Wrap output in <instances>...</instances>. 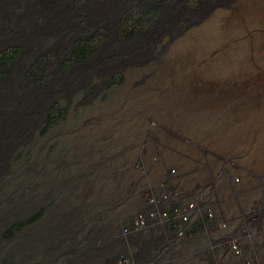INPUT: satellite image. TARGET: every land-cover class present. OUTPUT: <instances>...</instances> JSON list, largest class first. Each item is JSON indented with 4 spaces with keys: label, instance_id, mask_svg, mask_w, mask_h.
Segmentation results:
<instances>
[{
    "label": "rangeland",
    "instance_id": "1",
    "mask_svg": "<svg viewBox=\"0 0 264 264\" xmlns=\"http://www.w3.org/2000/svg\"><path fill=\"white\" fill-rule=\"evenodd\" d=\"M34 1L0 0V264H112L121 228L168 191L174 205L211 200L213 218L205 207L181 236L162 225L120 236V252L131 264H205L221 219L264 206L242 87L211 76L239 15L264 47V0H66L51 33ZM78 41L94 49L83 61Z\"/></svg>",
    "mask_w": 264,
    "mask_h": 264
},
{
    "label": "bare ground",
    "instance_id": "2",
    "mask_svg": "<svg viewBox=\"0 0 264 264\" xmlns=\"http://www.w3.org/2000/svg\"><path fill=\"white\" fill-rule=\"evenodd\" d=\"M253 1H255V0H253ZM256 1L258 3V2H262L263 0H256ZM214 2H216V1H214ZM246 2H245V4L242 3L241 5L238 6L237 12L239 14H240V12L242 13L246 9V7H244L247 4ZM236 21L237 22L234 21L233 27H235L236 24L239 23L238 27L241 29V32L240 31L237 32L238 30L236 32L233 31V34H232L233 35L232 36L233 39H231V42L229 43L230 47L228 48V52L230 54V58L228 59L226 57L228 59L227 62H224V64L219 66L218 68L213 66L211 76L214 78L217 74H219V77L218 78H214V79H218L220 81H222L223 79H224L223 81L229 80L230 83H232L234 81H237V82H239L240 86L242 87L241 94H244V96H245V100L243 101V104L245 102V104H244L245 108L244 109H246L248 113L247 114L245 113V115H244L245 117L241 118V120L239 122H241L240 126L242 128L243 127L246 128V127L252 125V128L249 131H250L251 134H254L253 137H256V139L254 138L255 145L253 146L254 147L253 149L258 150L257 151L258 153L256 152L257 155L254 154V156H255V160L259 161L257 163V165L259 166V165H262L264 163V86L261 87L260 90H255L253 87H251V84L252 83L258 84L259 83L258 82L259 81L258 78L262 76L261 72H262V70H264V47L263 48L259 47L258 46L259 42L257 43L258 40L255 39V37H256L255 35L257 33H260L259 29H257L259 31L258 32L257 30L256 31L254 30L253 26L249 25L250 27H247L246 23L241 20L240 15L237 17ZM225 30H227V29H225ZM248 30H251V32L250 31L248 32ZM260 30H262V29H260ZM263 33H262V35H263ZM227 34H229V33L227 32ZM253 36H255L254 37V41L252 39ZM258 38H260V37H258ZM198 52H199V50H198ZM198 57H199V55H198ZM219 58H220V56H219ZM201 64H202V62H201ZM205 70H206V68H205ZM206 72H207V70H206ZM258 73H260V75L256 79H251L250 78L248 80L247 79L245 80V77H247V76L249 77L252 74H258ZM234 95H236V94L233 93V92L232 93H230V92H226L225 93L226 98L227 97L231 98ZM219 98H221V97H219ZM246 101H250V102L247 103ZM239 131L240 130H237V129L229 130V132L232 133V135L234 137H237L236 134L238 135ZM240 132H242V134H243L242 137L244 135H246L245 133L248 134V130H241ZM247 137H251L252 138V135L251 136H247ZM262 260H264L263 256H262Z\"/></svg>",
    "mask_w": 264,
    "mask_h": 264
},
{
    "label": "built area",
    "instance_id": "3",
    "mask_svg": "<svg viewBox=\"0 0 264 264\" xmlns=\"http://www.w3.org/2000/svg\"><path fill=\"white\" fill-rule=\"evenodd\" d=\"M262 193L264 197V185ZM163 200H168L166 195ZM150 202L152 203L151 208L145 213H140L136 218L133 226L134 230L146 226L148 221H153L155 223L156 219L160 217L165 218L166 221L170 223H174V225H178V234L181 235L183 233L182 225L187 223L198 211L203 208L205 209V207L209 208L210 205V202L204 201V199H202V202L191 201L183 206L174 207L171 213L168 209L162 210L159 208L155 199L151 198ZM261 205L262 201H259L258 206L261 207ZM209 214L211 215V211ZM241 222H244L243 225ZM257 224L260 225V229H256V226H254V229L251 228L253 225ZM240 226L242 227L240 228ZM219 227L222 230V235L213 239V244L211 245L212 258L206 261L205 264H220L227 256L237 259L244 254L246 249L256 257L261 248L260 240L255 243L257 232L261 233L260 230H264V206H262L261 209H249L248 213L246 215L243 214L241 217L235 216L231 219L223 220L219 223ZM224 246L228 255H216L219 253L217 251H220Z\"/></svg>",
    "mask_w": 264,
    "mask_h": 264
},
{
    "label": "clouds",
    "instance_id": "4",
    "mask_svg": "<svg viewBox=\"0 0 264 264\" xmlns=\"http://www.w3.org/2000/svg\"><path fill=\"white\" fill-rule=\"evenodd\" d=\"M34 1V0H33ZM62 1H64V4H65V1L66 0H47V2H44L43 3V0H40V6H42V8H43V10H40V12L43 14V16H42V21L41 22H39L38 24L39 25H41L42 27H43V25H46V28H47V32L49 31L50 33H51V31L55 28V27H59V26H61V22H62V20H63V13H64V5H62L61 3H62ZM37 2V1H36ZM39 2V1H38ZM34 3H35V1H34ZM65 8H66V6H65ZM38 13H39V9H38ZM23 17H27V14H23L22 16H21V13L19 14V19H22ZM6 18H7V15H6ZM1 21H3V20H1L0 19V22ZM37 27H39V26H34L32 29H30L28 32H29V37L32 39L34 36L32 35L33 34V32H34V30H36L37 29ZM3 28V33H5L6 32V30H7V28L6 27H4V26H2L1 28H0V30ZM45 31V32H46ZM65 31H66V29H65ZM44 32V33H45ZM40 33H42L43 34V28L41 29V31H40ZM65 33V32H64ZM16 35V34H15ZM14 35V33L12 34V36H15ZM41 35V34H40ZM15 37H17V36H15ZM70 38H72V37H70ZM85 43V42H84ZM82 41H78V42H76L75 43V45H74V47L73 48H75V46L77 45V44H83V45H86V44H84ZM68 44H70V41H69V43ZM59 45L61 46V44L59 43ZM87 46V45H86ZM88 47V49H90V51H89V53H87L85 56H84V58H82V59H80V61L82 60H84L86 57H88V54H91V52L93 53L94 51H92V50H94L93 49V47L91 46V47H89V46H87ZM58 48V50L60 51V47H57ZM16 49V48H15ZM72 52H73V54H74V49L72 50ZM79 61V60H78ZM41 67V65L40 66H37V69L36 70H38L39 68ZM43 68V66L41 67V69ZM43 71H45V73H46V69H44ZM32 72H34V71H32ZM31 72V73H32ZM50 72H47V74L50 76V74H49ZM31 74H29V76H30ZM27 80H29V79H27ZM44 80V79H43ZM43 82V81H42ZM41 82V83H42ZM45 83L43 82L41 85H44ZM40 85V86H41ZM45 93V92H44ZM46 93H47V91H46ZM48 94V93H47ZM167 196V198H168V200L167 201H164L163 200V198H164V196ZM179 195V193H176V192H174V191H171V192H167V193H163L162 195H159L158 197H155L154 195H150V196H148V198H147V207H146V209L145 210H143V211H140L136 216H135V218L133 219V221L128 225V224H126V225H124L122 228H121V233H120V235L122 236V237H127V236H131V235H136L137 233H139L141 230H143V229H146V228H151V227H153V226H158V225H162V226H165V227H167V229L170 227V226H173V230H171L170 232L172 233V235L173 236H181V235H183V233L181 234V235H179L178 234V225H174V223H170V222H168V221H166V219L165 218H160V217H158L157 219H156V222L154 223L153 221H148V224L146 225V226H144V227H142V228H140V229H137V230H134L133 229V226H134V223H135V220H136V218L138 217V215L140 214V213H145V212H147L150 208H151V206H152V203L150 202V199L151 198H153V199H155L156 201H157V205H159V208H161L162 210L163 209H168V211H170L171 213H172V211H173V209H174V207H176V206H179V205H174V204H171V202H172V199L173 200H175L176 198H177V196ZM206 201H209V200H206ZM210 202V205H209V208H208V213L207 214H205V218L206 219H211L210 217H212L213 218V215H212V209H213V202L210 200L209 201ZM189 203V202H188ZM185 204H187V203H185ZM211 211V215L209 214V212ZM242 216V215H241ZM240 216V217H241ZM229 219V218H228ZM228 219H221V221H223V220H228ZM231 219V218H230ZM220 221V222H221ZM243 223L244 222H241V224L243 225ZM187 223H185V224H183L182 225V228H183V230H184V228H185V225H186ZM240 224V225H241ZM254 226H256V229H260V225L259 224H257V225H253L252 227H253V229H254ZM185 231V230H184ZM260 232L261 233H257L258 235H262V237H263V239H259L260 241H261V245L263 246V248H262V246H261V248H260V252L258 253V255L255 257V255L253 254V253H251L250 251H248L247 249L244 251V254L241 256V257H239V258H237V259H234V258H231V257H228L229 259H227V258H225V259H227V260H229V262L228 263H226V262H221V264H264V260H262V256L264 257V230H260ZM257 238V237H256ZM258 239H256L255 240V243H257L258 241H259ZM208 261V260H207ZM206 262V261H205ZM116 263L117 264H129L130 263V259H129V255H128V252L127 253H125V254H121L119 257H118V259L116 260ZM204 264V263H203Z\"/></svg>",
    "mask_w": 264,
    "mask_h": 264
},
{
    "label": "trees",
    "instance_id": "5",
    "mask_svg": "<svg viewBox=\"0 0 264 264\" xmlns=\"http://www.w3.org/2000/svg\"><path fill=\"white\" fill-rule=\"evenodd\" d=\"M132 20L133 22V17H131L130 15H128L126 18H125V22L124 24H126L127 26L130 24V21ZM131 22V23H132ZM135 29V28H132V30ZM123 31V29H121ZM90 49H88V47L86 45H83V44H77L74 48V54H73V58L75 60H80L82 58H84V56L89 53ZM4 54V57H6V53H3ZM4 57H1L0 56V62L3 61L5 58ZM0 81H1V76H0ZM51 112L49 113V117L51 116ZM205 220V219H204ZM203 220L202 219H198L197 221H195L193 224H192V227L190 229V232H197L199 230H202L203 228ZM171 230H173V226H170L168 228V231L170 232ZM120 236H118V240H116L120 246V250H116V251H113V255L111 256V263L112 264H117L116 263V260L118 259V257L122 254L120 251L124 252V249H125V246L123 244H121L120 242ZM117 239V238H116ZM117 242H114L113 246L116 245ZM110 248H111V245H110ZM129 259H130V264H131V257L129 256Z\"/></svg>",
    "mask_w": 264,
    "mask_h": 264
}]
</instances>
